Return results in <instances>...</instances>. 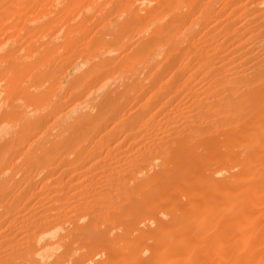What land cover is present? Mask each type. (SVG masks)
Listing matches in <instances>:
<instances>
[{
  "label": "bare ground",
  "instance_id": "1",
  "mask_svg": "<svg viewBox=\"0 0 264 264\" xmlns=\"http://www.w3.org/2000/svg\"><path fill=\"white\" fill-rule=\"evenodd\" d=\"M0 264H264V0H0Z\"/></svg>",
  "mask_w": 264,
  "mask_h": 264
},
{
  "label": "rangeland",
  "instance_id": "2",
  "mask_svg": "<svg viewBox=\"0 0 264 264\" xmlns=\"http://www.w3.org/2000/svg\"><path fill=\"white\" fill-rule=\"evenodd\" d=\"M216 255L217 254H211L210 256H211V258H214V257H216ZM239 255H242V251L239 253Z\"/></svg>",
  "mask_w": 264,
  "mask_h": 264
}]
</instances>
